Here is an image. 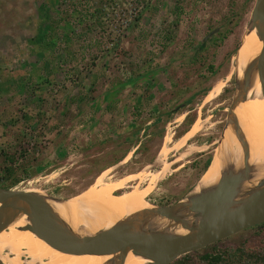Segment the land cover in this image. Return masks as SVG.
Masks as SVG:
<instances>
[{
  "label": "rangeland",
  "instance_id": "rangeland-1",
  "mask_svg": "<svg viewBox=\"0 0 264 264\" xmlns=\"http://www.w3.org/2000/svg\"><path fill=\"white\" fill-rule=\"evenodd\" d=\"M93 1L91 10L104 11L84 29L71 13L78 0H0V171L3 149L22 140L30 154L22 161L16 153L27 172L18 168L4 182L19 179L10 188L67 199L106 170L109 181L139 174L126 186L144 187L149 173L175 160L145 197L174 204L194 188L223 138L255 0H125L127 18L122 0ZM140 6L135 20L132 8ZM117 35L107 52V38L116 43ZM78 93L83 100L70 101ZM136 107L141 119L133 123ZM161 112L167 120L148 128L147 114ZM194 122L197 132L178 143ZM255 229L219 242L259 245Z\"/></svg>",
  "mask_w": 264,
  "mask_h": 264
},
{
  "label": "water",
  "instance_id": "water-1",
  "mask_svg": "<svg viewBox=\"0 0 264 264\" xmlns=\"http://www.w3.org/2000/svg\"><path fill=\"white\" fill-rule=\"evenodd\" d=\"M256 30L262 48L255 61L248 64L240 79L236 76L235 92L229 107L226 127L230 126L242 148V168L236 172L227 168L216 185L198 193H188L171 205H154L142 210L125 222L84 236L74 235L55 214L46 196L30 189L0 186V232L18 216L25 215L27 223L18 228L28 230L36 237L63 253L110 255L118 253L116 264H123L126 254L149 260L147 264H170L180 256L205 248L247 228L264 223V177L240 196L242 182L251 180L248 165L249 150L233 109L245 101L255 73L264 97V0H255L250 12L248 30ZM156 217L168 221L169 227L180 226L183 234L155 230L145 226ZM0 264H3L0 261Z\"/></svg>",
  "mask_w": 264,
  "mask_h": 264
},
{
  "label": "bare ground",
  "instance_id": "bare-ground-1",
  "mask_svg": "<svg viewBox=\"0 0 264 264\" xmlns=\"http://www.w3.org/2000/svg\"><path fill=\"white\" fill-rule=\"evenodd\" d=\"M261 48L262 41L257 37L256 30L249 31L239 64L238 79L242 77L248 64L255 61ZM232 111L248 146V165L251 167L252 176L249 182H242L238 192L240 196L257 180L264 177V97L257 73L252 76L246 100L239 102ZM197 130L198 126L195 125L184 139L195 134ZM215 150L209 166L189 193L195 194L213 187L227 168L234 172L242 168V148L230 126L225 129L223 138ZM162 151V154L166 153L165 149ZM174 161L165 163L162 169L149 173L150 182L144 187L139 183L136 186H126L127 182L139 178V174H132L118 181H109L105 180L108 171L106 170L86 191L61 202L48 199V203L74 235L93 234L114 224L130 220L142 210L153 208V203L145 197L151 192L156 179L160 180ZM119 190H125V192L113 193ZM26 223V216L20 215L0 232V261L3 264H116L118 261V253L78 255L58 251L30 231L18 229ZM145 226L155 230H168L176 234L186 232L180 226L169 227L168 221L160 217L149 219ZM5 251L8 253L5 254ZM148 262L150 261L129 251L123 264H147Z\"/></svg>",
  "mask_w": 264,
  "mask_h": 264
},
{
  "label": "trees",
  "instance_id": "trees-1",
  "mask_svg": "<svg viewBox=\"0 0 264 264\" xmlns=\"http://www.w3.org/2000/svg\"><path fill=\"white\" fill-rule=\"evenodd\" d=\"M92 3H95L93 0H91ZM114 2V1H113ZM98 3H102L101 1H99ZM127 4H129V2H126ZM143 5L145 4V6L147 5L145 2H142ZM116 4V2H115ZM123 4H125V0H122V9H121V16L127 18V16H129L130 12L128 13L126 10V7L123 6ZM102 6V5H101ZM73 11L71 13H76V19L78 21H80V23L82 24V22H86L85 26H83L84 29H91L90 24L92 25L94 22L100 23L98 21V16L96 13L100 12V14L104 11L103 7L98 8H94L93 10H91V5L89 3V0H78L77 3L73 4L72 7ZM133 10L137 9V14L133 19H137L140 15V13L143 11V7H134L132 8ZM102 11V12H101ZM122 19L120 17V21L119 24H121ZM69 22V21H68ZM50 26V25H49ZM93 26V25H92ZM80 27V26H78ZM117 28V27H116ZM93 30V29H92ZM111 34V33H109ZM108 34V36H109ZM107 36V37H108ZM117 39H116V43H113L111 39H109V37L107 38V41L105 44L106 45V49L107 52H111L115 49V47L117 46L119 39H121V37L119 35H117ZM71 43V42H70ZM113 43V44H111ZM55 45V44H54ZM112 45V46H111ZM72 47V43L71 44H67L65 49L66 51H70ZM211 69V67H210ZM135 80V79H134ZM133 80H128L127 83H131ZM123 87L125 86L124 84H121ZM121 87V86H120ZM116 91V90H115ZM204 91V90H203ZM76 95L70 96V101L73 100L75 98V100L77 101H81L83 100L82 98L79 97V95H82L81 93H78ZM112 94H109V98L110 96H112ZM76 96V97H75ZM65 99V98H64ZM67 99V97H66ZM188 102V101H187ZM100 104L96 101L93 103V108H99ZM137 111H134L132 113V117H133V123L137 122L139 119H141V114L138 111V108L136 107ZM163 112L161 113H157L154 117L152 115H150L149 113L147 114L148 116L146 117V119H153V121L151 122L152 125L148 126V128L153 127L154 125H156L157 123L162 122L164 119L165 121L167 120L166 118L162 119L163 115H161ZM165 113V112H164ZM168 114V112H167ZM165 116H168L165 114ZM41 121V114L38 113L37 114V123L38 121ZM36 123L35 122H31L29 123V125H27V130H29L30 132H34L36 131L35 128ZM44 126H37L38 128V133H44V128H46V124H43ZM57 124L54 125V127H56ZM140 127V126H139ZM137 130H139L140 128H136ZM135 129V130H136ZM145 131H149L148 129H146ZM152 131V130H151ZM19 136V135H18ZM138 144V141L135 142L134 145ZM12 148H16L17 150H12ZM131 149H126V152H129ZM137 151H141L140 147L136 148V150L134 151L135 155L137 153ZM16 153L19 156V159H21L22 161H28L30 154H27V150L26 147L23 144V141H19L17 142V144L15 143L13 147H9L7 149H3L1 151V155H2V160H3V168L0 171V186L4 187V188H10L11 186H13V184L16 181H19V179H15L13 181H10L9 183L5 184V180H7L8 178H11L13 175V173H15V171L20 168L21 170H23V172H27V169H25L23 166V164H21V162H19L18 160V156L15 157ZM62 155V153H58V155H56V157ZM211 155H208L207 158L205 159V162L203 164V169H207V167L209 166L211 160ZM30 160V159H29ZM5 175V176H4ZM4 177V178H2ZM251 228V227H250ZM249 228V229H250ZM252 228H256L254 231V236H260L259 237V245H246V243H242V244H236V245H223L221 244L219 241L215 242L205 248H202L200 250L194 251V252H190L187 254H184L182 256H180L179 258H177L176 260H174L173 262H171L170 264H264V223H261L259 225L253 226Z\"/></svg>",
  "mask_w": 264,
  "mask_h": 264
},
{
  "label": "flooded vegetation",
  "instance_id": "flooded-vegetation-1",
  "mask_svg": "<svg viewBox=\"0 0 264 264\" xmlns=\"http://www.w3.org/2000/svg\"><path fill=\"white\" fill-rule=\"evenodd\" d=\"M209 36H210V34H209ZM204 43H205V40L201 41V43H200L199 46L203 45ZM194 123H195V122H194ZM194 123H193V127H194L196 124H198V122H196L195 124H194ZM191 127H192V126H191ZM193 127H192V128H193ZM186 134H187V133H186ZM186 134L183 136L182 139L179 140L180 142L178 141V143H182V144H183V142H185V141H184V140H185L184 138H186V137H185ZM183 139H184V140H183ZM182 140H183V141H182ZM176 143H177V142H176ZM176 145H177V144H175L174 147H175ZM180 147H181V146H180ZM180 147H179V148H180ZM179 148H178V149H179ZM160 154H161V153H160ZM149 201H150V200H149Z\"/></svg>",
  "mask_w": 264,
  "mask_h": 264
}]
</instances>
